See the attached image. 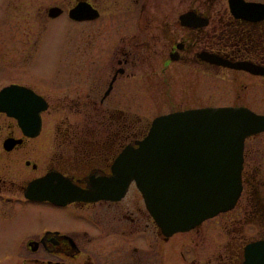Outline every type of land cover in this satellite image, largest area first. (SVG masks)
I'll use <instances>...</instances> for the list:
<instances>
[{
    "label": "flooded vegetation",
    "instance_id": "flooded-vegetation-1",
    "mask_svg": "<svg viewBox=\"0 0 264 264\" xmlns=\"http://www.w3.org/2000/svg\"><path fill=\"white\" fill-rule=\"evenodd\" d=\"M48 39L58 44L51 69H62L51 85L34 73ZM25 105L44 106L36 129L0 109V223L19 228L6 241L9 262L243 264L244 246L264 239L242 235L258 219L264 226L257 150L247 145L264 131L243 141L248 207L233 210L239 196L217 214L236 222L226 230L212 217L163 234L134 178L120 196L103 195L122 184L125 154L155 117L205 107L264 114L252 109L264 105V0H0V108ZM129 106L156 111L147 121ZM41 211L53 221L33 217Z\"/></svg>",
    "mask_w": 264,
    "mask_h": 264
},
{
    "label": "water",
    "instance_id": "water-1",
    "mask_svg": "<svg viewBox=\"0 0 264 264\" xmlns=\"http://www.w3.org/2000/svg\"><path fill=\"white\" fill-rule=\"evenodd\" d=\"M8 92L3 89L2 96ZM42 108L25 105L16 113H10L9 106L0 109L15 115L22 128L31 120L35 128ZM260 131L264 114L246 107H205L157 116L137 148L126 152L122 184L103 195L120 196L134 178L163 234L187 230L233 205L240 191L243 140ZM243 254V264H264V240L249 243Z\"/></svg>",
    "mask_w": 264,
    "mask_h": 264
},
{
    "label": "rangeland",
    "instance_id": "rangeland-1",
    "mask_svg": "<svg viewBox=\"0 0 264 264\" xmlns=\"http://www.w3.org/2000/svg\"><path fill=\"white\" fill-rule=\"evenodd\" d=\"M3 44H4V46L7 45V43H3ZM10 44L11 43H9L8 45H10ZM47 44L49 46L48 51L50 52V54L45 60H43L41 62H40L41 53H40V58H39L38 62H36V59H34L35 60L34 73H35L36 76L49 78V80H46V83L51 85L54 82H56L57 79L62 77V69H59L58 72L56 70H54V69H51L53 64H54V62H55V60H56L55 58H56L57 55H56L55 51L57 50L56 46L58 44L56 42H53L50 39H48ZM67 52H68V48L66 49L65 53L67 54ZM37 65H40L41 67H37ZM61 66H62V64H61ZM136 109H138V112L133 108V106H129V110L130 111L136 112L137 114H139V116H141V115L142 116H146L147 117V119H146L147 121L151 120V118H152L151 116L156 111L154 107H150L149 108L147 106H142V107L136 108ZM252 109H254L256 111H259V112H264V105L257 106V107H252ZM52 110H53V108H51L50 113L52 112ZM55 110H57V108H55ZM56 112L57 111H55V113ZM73 117L77 118V114H74ZM254 139L255 140H248L247 141V145H250L252 142H254L255 143L254 147L257 150V154L251 156L252 158L255 157V160H253L251 165H253L254 169L256 170L254 172L253 180H252L253 184H254L253 192H254V196L256 195V193L260 192L259 194H261L264 197V133L256 136ZM246 195L247 194H245L244 192L241 194V196L239 194L237 196V198H239V196H240V198L238 199L237 204H236V201L234 202L236 204L235 208L233 206H231L230 208H228L225 211L232 210L233 208H234L233 210H238L239 209V205L241 203H244L245 207L247 208L248 205H247L246 199H245ZM257 197H258V195H257ZM259 204H260V209L264 210L263 202L261 203L259 201ZM1 208L5 209L4 207H1ZM219 212H221V211H219ZM217 214L218 213H216V214H214V215H212V216H210L208 218L212 219V217H213L214 219H216V218L217 219H221V220H219V222L222 225V227L224 226L223 227L224 230H226V227H232V226L235 225L236 222L231 223L229 221V218H227L226 216H224V219H223V222H222V217L218 216ZM36 216L41 218V220H43V221H47V222H52L53 221L51 216H49L48 214H45L42 211L33 215V217H36ZM16 217H18V214H16ZM208 218H205V219H208ZM212 220L211 221H207V222L205 221L204 224L205 225L207 224V227H212V225H213ZM247 221H250V219L247 220ZM258 223H259L260 227L256 225V229L253 226L251 228V230H249L250 226H245L243 231H242V235L248 236L250 233L253 232V233H256L257 237L260 236L264 232V230H263L264 226L261 227V225H263V219H258ZM5 225H7V226H5ZM15 226H16L15 219L10 221L9 223H5L4 220H3L2 223H0V264H19V261H14V260H12L10 262L8 261L9 260V255L11 254V250L9 249L8 246H6V241H8V238L10 237V234L11 233L13 234V232H16V231L19 230V228L15 227ZM214 234H215L216 240H224V235L218 229H216L214 231ZM184 237H187V236L185 235ZM226 239L228 240L227 236H226ZM248 239H250V237H246L243 241H247ZM210 242H212V240H210Z\"/></svg>",
    "mask_w": 264,
    "mask_h": 264
}]
</instances>
